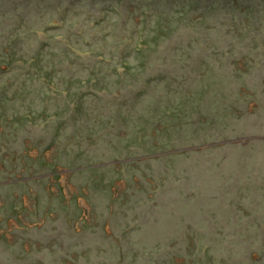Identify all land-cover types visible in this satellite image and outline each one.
<instances>
[{"label":"rangeland","instance_id":"rangeland-1","mask_svg":"<svg viewBox=\"0 0 264 264\" xmlns=\"http://www.w3.org/2000/svg\"><path fill=\"white\" fill-rule=\"evenodd\" d=\"M0 264H264V0H0Z\"/></svg>","mask_w":264,"mask_h":264},{"label":"trees","instance_id":"trees-1","mask_svg":"<svg viewBox=\"0 0 264 264\" xmlns=\"http://www.w3.org/2000/svg\"><path fill=\"white\" fill-rule=\"evenodd\" d=\"M204 4H205V2H204ZM236 7V6H235ZM55 12H56V10H55ZM69 14H67L66 16L63 14V16H64V18L62 19V17H61V21H60V24H59V28H61L62 26H64V24L67 22V16H68Z\"/></svg>","mask_w":264,"mask_h":264}]
</instances>
